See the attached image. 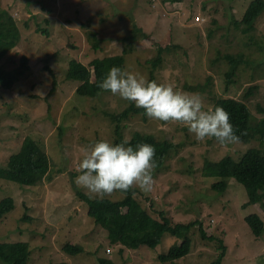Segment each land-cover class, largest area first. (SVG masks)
Here are the masks:
<instances>
[{
    "label": "rangeland",
    "instance_id": "obj_1",
    "mask_svg": "<svg viewBox=\"0 0 264 264\" xmlns=\"http://www.w3.org/2000/svg\"><path fill=\"white\" fill-rule=\"evenodd\" d=\"M251 1L0 0L21 30L18 48L0 67L14 74L26 57L31 68L12 89L0 87V167L30 138L51 165L47 178L34 187L0 179V200L11 197L15 202L0 220V242L30 244L28 264H212L222 242L227 247L223 264H264V234L256 238L245 222L252 214L264 221L260 196L249 197L234 179H227L229 189L219 193L213 185L220 179L200 173L205 162L227 157L239 162L250 149L264 150L258 140L221 146L214 138L197 141L182 124L131 116L121 124L125 143L140 132L174 146L163 168L153 170L151 192L133 187L137 201L157 220L160 213L173 224L197 220L209 239L203 240L194 226L188 234L190 253L161 262L159 257L179 247L180 240L166 234L150 249L110 236L96 225L79 194L98 197L75 183L80 149L101 140L113 144L115 125L106 115L120 113L129 102L110 92L84 96L82 86L69 80L77 65L89 68L95 60L124 56L125 70L149 81L151 63L166 48L155 82L199 93L205 107L214 106L219 97L241 100L262 119L258 108L264 109V12L251 31L240 23ZM227 57L240 63L230 88ZM254 87L245 100L244 94ZM104 198L119 201L123 195L114 191ZM66 245L83 253L69 257L63 252Z\"/></svg>",
    "mask_w": 264,
    "mask_h": 264
},
{
    "label": "trees",
    "instance_id": "obj_2",
    "mask_svg": "<svg viewBox=\"0 0 264 264\" xmlns=\"http://www.w3.org/2000/svg\"><path fill=\"white\" fill-rule=\"evenodd\" d=\"M183 0H161L163 4L181 3ZM264 12V0H252L240 21L246 31H251L257 20ZM94 50H98L96 35L91 34ZM21 42V30L17 20L8 9L0 5V61ZM166 51L160 49L158 58L151 63L152 73L149 82L155 81V72L162 64V54ZM230 70L227 73V86L234 84V78L240 66L238 60L227 57ZM29 58H23L21 68L14 74L5 72L0 67V87L10 90L22 78L26 77L31 70ZM113 66L125 70L124 56L104 58L95 60L90 67L77 65L69 80L82 86L80 94L95 98L102 91L98 84L106 77L107 72ZM250 88L244 94L245 100L253 95ZM79 94V95H80ZM129 102V101H128ZM214 106L223 107L229 114L230 123L233 125L235 134L240 137V143L249 144L256 140L264 147V118L256 119L247 104L241 100L231 97H219ZM259 113L264 114L262 107L258 108ZM146 116L141 108L129 102L128 106L118 114H107L110 122L115 125V141L113 145L122 144L125 147H133L139 143H146L154 147V169H162L169 154L174 149L171 143L160 141L152 135H142L135 132L128 143L124 142L121 124L131 116ZM50 160L40 146L31 138L27 139L18 154L10 157L4 167H0V179L20 184L22 186L34 187L43 182L50 172ZM201 177L219 178L220 181L213 185V190L219 193H226L229 189L227 179H234L246 190L249 197L260 196L264 202V150L259 148L250 149L244 154L239 162L227 157L219 163L205 162L200 170ZM123 198L119 201H111L106 198H91L80 193L79 196L87 207V214L96 225L100 226L110 236L123 237L137 246H145L150 249L157 248L161 244L164 235L181 241L179 247H172L165 255L159 257L161 262H175L185 258L190 253V241L188 234L190 229L198 226V232L203 240H207L203 231L202 223L197 220L188 223H172L160 213V220L153 218L136 199L137 190L129 189L126 193L117 190ZM15 208L14 199L6 197L0 200V220ZM245 222L251 228L253 235L260 238L264 234V221L257 214L249 215ZM214 241L213 238H211ZM65 255L76 257L83 253L82 248L66 245L63 248ZM227 257V247L222 242L221 254L216 262L212 264H223ZM31 259V248L28 243L7 244L0 242V264H28Z\"/></svg>",
    "mask_w": 264,
    "mask_h": 264
},
{
    "label": "clouds",
    "instance_id": "obj_3",
    "mask_svg": "<svg viewBox=\"0 0 264 264\" xmlns=\"http://www.w3.org/2000/svg\"><path fill=\"white\" fill-rule=\"evenodd\" d=\"M99 89L132 102L154 120L176 122L187 127L197 141L215 139L221 146L240 142L223 107H205L199 93L176 90L172 84L147 81L143 76L113 66L98 84ZM79 175L75 183L103 199L114 191L137 187L151 192L155 168L153 146L139 143L135 148L113 145L105 140L80 149Z\"/></svg>",
    "mask_w": 264,
    "mask_h": 264
},
{
    "label": "built area",
    "instance_id": "obj_4",
    "mask_svg": "<svg viewBox=\"0 0 264 264\" xmlns=\"http://www.w3.org/2000/svg\"><path fill=\"white\" fill-rule=\"evenodd\" d=\"M194 21H195V22H199V21H201V20H200L199 17H195V18H194Z\"/></svg>",
    "mask_w": 264,
    "mask_h": 264
}]
</instances>
